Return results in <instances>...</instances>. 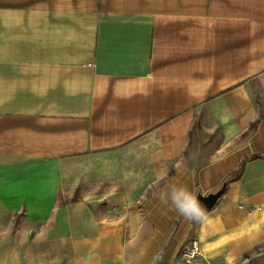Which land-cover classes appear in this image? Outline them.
Segmentation results:
<instances>
[{
	"label": "crops",
	"instance_id": "0c3cea01",
	"mask_svg": "<svg viewBox=\"0 0 264 264\" xmlns=\"http://www.w3.org/2000/svg\"><path fill=\"white\" fill-rule=\"evenodd\" d=\"M225 180L203 223L157 198ZM192 238L264 264V0H0V264H155Z\"/></svg>",
	"mask_w": 264,
	"mask_h": 264
},
{
	"label": "clouds",
	"instance_id": "9594fccd",
	"mask_svg": "<svg viewBox=\"0 0 264 264\" xmlns=\"http://www.w3.org/2000/svg\"><path fill=\"white\" fill-rule=\"evenodd\" d=\"M202 195L206 197L208 193ZM157 198L162 205L170 206L189 222L203 223L207 218V210L197 195L185 187L172 185L167 190L159 192Z\"/></svg>",
	"mask_w": 264,
	"mask_h": 264
},
{
	"label": "built area",
	"instance_id": "2783aa9c",
	"mask_svg": "<svg viewBox=\"0 0 264 264\" xmlns=\"http://www.w3.org/2000/svg\"><path fill=\"white\" fill-rule=\"evenodd\" d=\"M115 211V208L113 209ZM155 264H214L204 258L200 241L198 238H192L179 251L177 257Z\"/></svg>",
	"mask_w": 264,
	"mask_h": 264
},
{
	"label": "water",
	"instance_id": "95a60500",
	"mask_svg": "<svg viewBox=\"0 0 264 264\" xmlns=\"http://www.w3.org/2000/svg\"><path fill=\"white\" fill-rule=\"evenodd\" d=\"M226 188V181L222 182L221 186L213 191L209 192L205 197L201 192H198L196 195L198 199L201 201L202 205L206 208L207 213L212 209V207L216 204L218 199L222 196Z\"/></svg>",
	"mask_w": 264,
	"mask_h": 264
},
{
	"label": "trees",
	"instance_id": "16d2710c",
	"mask_svg": "<svg viewBox=\"0 0 264 264\" xmlns=\"http://www.w3.org/2000/svg\"><path fill=\"white\" fill-rule=\"evenodd\" d=\"M258 121H259V118H257V119L254 120L253 122H251L250 125H249V129H250V130L255 129V127H256ZM242 167H243V166L240 165L239 168H238L234 173L230 174V176H229L228 178H229V179H235V178H238V176H239L240 173H241ZM225 181H226V180H225Z\"/></svg>",
	"mask_w": 264,
	"mask_h": 264
},
{
	"label": "rangeland",
	"instance_id": "374dc122",
	"mask_svg": "<svg viewBox=\"0 0 264 264\" xmlns=\"http://www.w3.org/2000/svg\"><path fill=\"white\" fill-rule=\"evenodd\" d=\"M194 152L193 147H189L187 153H184L183 159L184 161L194 162L196 160L195 156H191Z\"/></svg>",
	"mask_w": 264,
	"mask_h": 264
}]
</instances>
